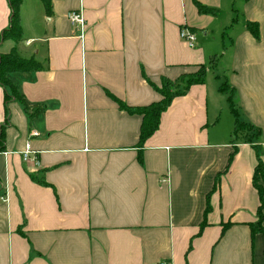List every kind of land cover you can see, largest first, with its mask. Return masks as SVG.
<instances>
[{"label": "crops", "instance_id": "1", "mask_svg": "<svg viewBox=\"0 0 264 264\" xmlns=\"http://www.w3.org/2000/svg\"><path fill=\"white\" fill-rule=\"evenodd\" d=\"M50 2L46 15L40 0H21L15 42L2 39L10 9L0 0V54L15 48L40 65L8 77L43 107L30 117L15 98L5 104L0 85V264H264V231L250 228L260 204L255 144L264 164V0ZM70 11L81 12L83 32ZM203 65V81L139 142L142 116L120 104L159 102L149 82ZM222 82L257 139L234 141ZM27 142L38 165L23 161Z\"/></svg>", "mask_w": 264, "mask_h": 264}, {"label": "trees", "instance_id": "2", "mask_svg": "<svg viewBox=\"0 0 264 264\" xmlns=\"http://www.w3.org/2000/svg\"><path fill=\"white\" fill-rule=\"evenodd\" d=\"M40 1L41 3H43L45 14L50 15V0ZM7 4H9L10 9V21L9 26L2 31V39L13 40L17 42L22 39L19 18V9L22 3L21 0H7ZM197 9L200 13L208 12L206 11L207 9L203 8V6H198ZM246 25L252 35L257 38L258 26L250 22H248ZM39 68L40 65L37 63V61L34 60V57H29L27 59L22 58L15 48H12V50H10L8 53L0 54V85L9 91V93L6 94L4 98V102L6 104V102L10 98H15L23 106L25 112H27L30 117H36L40 115L43 112V107L38 104L27 102L24 96L18 91L17 86L8 76L10 74H13V72L28 75V73H30L31 71H35ZM197 70V73L189 72L188 74H183L174 81L167 78H162L160 81V86H155L154 84L149 82L151 87H153L155 91L160 95L159 102L146 105L145 107H127L124 104H120V107L129 114L135 113L142 116V122L139 130V142H143L145 139H147L148 136L156 131V128L159 124L161 112L170 105V103L172 102L171 100L175 98V96L184 94L190 84L200 83L203 81L206 73L205 66H199ZM179 82H181L185 86H179ZM226 85V82H222L221 85H219V90L227 94L229 110L234 117V141L236 140L238 133L244 134L243 140L245 142H249L252 138H254V136L259 137L260 129L258 127H254L251 124H244L239 121L237 113L233 107L232 94L229 92V90L227 91ZM242 129L247 130L248 132H244V130ZM253 147L256 152L257 163L253 169L254 172L251 181L252 186H254L258 192V198L260 200V204L256 212V214L258 215V220L257 222H255V224H252L250 226V228L252 229V233H255L256 231H264L261 227L264 215V164L260 156V146L258 144H255ZM234 152L235 150L233 151V153Z\"/></svg>", "mask_w": 264, "mask_h": 264}, {"label": "built area", "instance_id": "3", "mask_svg": "<svg viewBox=\"0 0 264 264\" xmlns=\"http://www.w3.org/2000/svg\"><path fill=\"white\" fill-rule=\"evenodd\" d=\"M71 24L76 26L81 32H83V26H84V17L82 16L80 11H70V13L67 15ZM179 37L182 41L186 42L188 45L193 46L195 43V33L190 30L188 27H183L179 31ZM30 135L32 136H38L39 134L32 130L30 132ZM25 150L22 152V158L25 163L33 162V164L38 165L36 158L32 156L33 151L30 149L29 142L25 145ZM156 264H168V263H156Z\"/></svg>", "mask_w": 264, "mask_h": 264}, {"label": "rangeland", "instance_id": "4", "mask_svg": "<svg viewBox=\"0 0 264 264\" xmlns=\"http://www.w3.org/2000/svg\"><path fill=\"white\" fill-rule=\"evenodd\" d=\"M223 16H224V14H221V15L219 16V18L221 19ZM199 34L201 35V33H199ZM208 34H209V41L211 42V44H216V42L219 41V40H218L219 37H218V34H217V33H208ZM223 39L225 40V43H224V46H225V44L228 42V40H227V34H226L225 37H223ZM224 46H223V47H224ZM215 48H217V50L221 49L220 44H219V47L217 46V47H215ZM222 66H223V65L221 64V66L218 67V68H215V70H216V72H219L220 74L225 75L224 72H223V70H221V68H223ZM196 71H198V70L195 69L194 72H196ZM196 73H197V72H196ZM223 77H224V76H222V77L220 78V81H223ZM224 79H225V78H224ZM226 89H227V91L229 90V92L232 94L231 88L229 87L228 84L226 85ZM242 130H244V129H242ZM245 131L248 132L247 130H244V132H245ZM253 134H254V133H253ZM254 138L257 139L258 136H254Z\"/></svg>", "mask_w": 264, "mask_h": 264}]
</instances>
